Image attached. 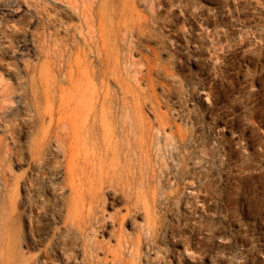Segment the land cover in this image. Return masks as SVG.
Returning <instances> with one entry per match:
<instances>
[{
    "label": "rangeland",
    "instance_id": "1",
    "mask_svg": "<svg viewBox=\"0 0 264 264\" xmlns=\"http://www.w3.org/2000/svg\"><path fill=\"white\" fill-rule=\"evenodd\" d=\"M90 2L97 42L89 50L82 30L86 57L80 61L99 69V121L92 135L83 127L68 144L80 164L74 180L83 196L102 174L117 178L114 189L102 191L99 215L122 209L129 198L142 209L133 220L155 227L152 236L137 234L132 254L122 248L123 262L264 264V0H0V29L19 30L12 50L20 69L24 62H48L38 37L42 13L78 28L83 3ZM103 97L117 102L103 104ZM122 108L135 125L113 129L104 111ZM109 151L114 155L107 157ZM65 162L61 154L50 158L38 174L33 195L57 197V216H35L31 231L22 183L27 164L9 166L24 257L36 264H109L105 255L116 251L112 225L94 227L89 243L103 253L92 257L81 252L80 240L65 252L55 236L71 194ZM122 230L135 233L129 220Z\"/></svg>",
    "mask_w": 264,
    "mask_h": 264
},
{
    "label": "bare ground",
    "instance_id": "2",
    "mask_svg": "<svg viewBox=\"0 0 264 264\" xmlns=\"http://www.w3.org/2000/svg\"><path fill=\"white\" fill-rule=\"evenodd\" d=\"M94 9L93 2L83 3L81 16L85 21L78 28L69 27L48 13L41 14L44 25L38 37L42 42L43 50L47 52L44 57L48 62L39 67L24 62L22 63L23 68L20 69L12 50L13 37L19 30L13 27L0 29V264H36L34 261L25 259V253H23L25 238L19 228L20 217L16 214L18 199L13 195L12 185L7 178L11 176L9 166L13 161L27 164L23 178L25 181L22 183L29 193L24 200L29 210L27 223L31 231L35 216L43 214L52 220L57 216L52 206L57 204V197H53L52 200L48 198L43 200L33 195L34 189L38 186V174L48 166L50 158H57L61 154L65 159L66 180L68 181L65 186L70 188L71 194L65 209L64 226L55 233L58 241L65 247L64 250L76 247L75 242L80 240L82 249L78 247L81 252L87 250L85 252L87 256L92 257V254L95 255L97 251L89 243V237H91L89 235L94 233L96 225L105 231L107 225L110 224L113 229L108 236L110 239H115L116 251L105 255L104 262L126 264L123 262L122 248L131 251L132 254L137 250V234L141 232L151 234V236L155 234V227L148 221L145 224H138L133 220V217L142 213V209L139 206H133L129 198L125 199L122 209L114 210L111 215L98 214L99 206L104 207L105 205L102 191L105 188H115L117 179L115 176L109 173L102 174L98 179L97 187L92 193L84 196L81 194L83 187L77 185L74 180L80 164L75 159L73 142L68 143L78 138L83 127L88 129L92 135L99 121L97 112L99 97L95 87L99 69L94 61L87 59L85 62L80 61L81 57H86L81 46L82 30H87L89 50L97 42L93 18ZM4 44L7 45L4 46ZM51 48L54 49L53 56L48 53ZM74 69L76 76H74ZM5 76L8 78L5 79ZM103 100V104L111 105L117 102L112 97H103ZM103 116L104 121L110 122L113 129L121 126L124 130L130 125L134 126L136 122L130 116L128 117L124 108L114 113L111 110H105ZM52 131H55L53 136ZM52 140L56 142L55 148L51 146ZM109 155H114V152H107L106 156L109 157ZM86 163L89 167V159ZM57 164L58 167L61 166V163ZM86 171V169H81L86 179L85 184H88L89 175ZM79 206L83 208L87 206L88 210L80 212ZM127 220L130 221L135 233L129 235L123 233L122 227ZM115 227L119 228L121 235H117L118 230ZM91 242L95 244L94 241ZM97 247L98 250H104L103 245ZM54 250L56 252L57 249ZM116 253H119L120 257ZM108 257L111 259L108 260ZM97 260L100 262L99 259ZM95 262H97L96 259ZM39 263L44 262L38 261L37 264Z\"/></svg>",
    "mask_w": 264,
    "mask_h": 264
}]
</instances>
